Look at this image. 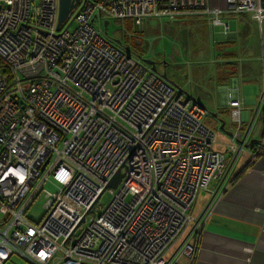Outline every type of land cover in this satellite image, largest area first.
Segmentation results:
<instances>
[{"label":"built area","instance_id":"2783aa9c","mask_svg":"<svg viewBox=\"0 0 264 264\" xmlns=\"http://www.w3.org/2000/svg\"><path fill=\"white\" fill-rule=\"evenodd\" d=\"M216 5L81 0L58 30L60 0H0V264L194 259L189 240L171 249L192 224L201 225L192 213L199 194L216 182V198L230 184L251 145L250 130L224 152L215 150L205 111L101 27L108 19L143 26L149 18L193 12L226 30L224 14L247 13L264 23V0ZM229 105L240 107L238 100ZM261 115L264 68L255 118ZM258 147L251 154L263 155L264 144ZM119 171L117 188H107ZM49 181L55 193L45 189ZM107 192L112 198L103 206ZM41 194L46 211L32 219L28 212Z\"/></svg>","mask_w":264,"mask_h":264},{"label":"crops","instance_id":"0c3cea01","mask_svg":"<svg viewBox=\"0 0 264 264\" xmlns=\"http://www.w3.org/2000/svg\"><path fill=\"white\" fill-rule=\"evenodd\" d=\"M211 3L217 6L221 0ZM205 15L193 12L182 17L212 28L210 57L185 66L186 76L176 73L171 80L210 110L204 112L203 122L216 133L215 150L224 152L245 140L249 130L251 145L242 153L224 191L215 198L218 186L212 182L199 194L192 213L197 222L203 218L201 225L194 228L192 224L171 253L189 240L195 257L192 261L180 257L178 264H264V153L251 154L253 144H264V115L255 118L263 80L264 23L260 26L247 13L224 14L226 30L212 25ZM234 100L239 101V108L230 107Z\"/></svg>","mask_w":264,"mask_h":264},{"label":"rangeland","instance_id":"374dc122","mask_svg":"<svg viewBox=\"0 0 264 264\" xmlns=\"http://www.w3.org/2000/svg\"><path fill=\"white\" fill-rule=\"evenodd\" d=\"M182 16L174 20L149 18L143 26H137L130 19H108L109 23L106 27L103 23L101 33L108 39L120 41V46L134 58L155 61L158 72L166 73L169 79L176 73L184 78L185 66L189 64L192 66L199 63L197 60H206L210 57V44L214 41V32L212 28L190 22ZM205 16L211 21L209 15ZM74 28V24L69 26L71 31ZM208 112L210 113V110ZM45 189L52 193L57 191L52 181L45 184ZM111 198L108 192L105 193L101 202L103 206L108 204ZM45 202V194L36 199L28 212L32 219L38 220L45 213ZM8 264L29 263L12 258Z\"/></svg>","mask_w":264,"mask_h":264},{"label":"water","instance_id":"95a60500","mask_svg":"<svg viewBox=\"0 0 264 264\" xmlns=\"http://www.w3.org/2000/svg\"><path fill=\"white\" fill-rule=\"evenodd\" d=\"M81 0H60V9H59V20H58V30L60 29V27L63 25V23L68 19V17L71 15V13L78 7L79 3ZM108 21L105 22V27L108 25ZM117 44L120 45V41H115ZM142 62L147 65L148 67H150V70L160 76L163 80H165L167 83H169L170 85L174 86L177 88L176 83L169 79L166 73H159L156 67V63L155 61L151 60V59H141ZM187 96L188 99L191 100L194 104L198 105L201 109H203L204 111H208V107L203 104L202 102L198 101L195 97H193L191 94L184 92ZM215 116H217V114H215ZM224 121L222 120V126H221V130H224ZM123 177V174H121V172H117L116 175L114 176V178L110 181V183L108 184L107 188H117L118 184L120 183L121 179Z\"/></svg>","mask_w":264,"mask_h":264},{"label":"trees","instance_id":"16d2710c","mask_svg":"<svg viewBox=\"0 0 264 264\" xmlns=\"http://www.w3.org/2000/svg\"><path fill=\"white\" fill-rule=\"evenodd\" d=\"M126 50V49H125ZM252 150H253V152L255 153V152H258V148H257V146H255L254 144L252 145ZM259 155H257L256 157H258ZM252 164H250L249 165V167L251 166Z\"/></svg>","mask_w":264,"mask_h":264},{"label":"bare ground","instance_id":"6f19581e","mask_svg":"<svg viewBox=\"0 0 264 264\" xmlns=\"http://www.w3.org/2000/svg\"><path fill=\"white\" fill-rule=\"evenodd\" d=\"M185 15V14H184ZM174 87V86H173ZM174 88H176V87H174ZM184 92V91H183ZM189 101H191V100H189Z\"/></svg>","mask_w":264,"mask_h":264},{"label":"clouds","instance_id":"9594fccd","mask_svg":"<svg viewBox=\"0 0 264 264\" xmlns=\"http://www.w3.org/2000/svg\"><path fill=\"white\" fill-rule=\"evenodd\" d=\"M21 179H23V178H21Z\"/></svg>","mask_w":264,"mask_h":264}]
</instances>
